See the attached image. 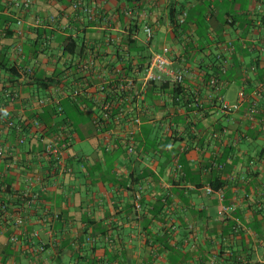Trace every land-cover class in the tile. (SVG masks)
Segmentation results:
<instances>
[{
    "label": "crops",
    "instance_id": "0c3cea01",
    "mask_svg": "<svg viewBox=\"0 0 264 264\" xmlns=\"http://www.w3.org/2000/svg\"><path fill=\"white\" fill-rule=\"evenodd\" d=\"M0 17L12 20L7 24L14 32L5 36L0 19V62L8 66L0 70V143L15 159L8 166L0 161L15 211L0 223V264H201L205 252L188 245L187 235L201 240L226 218L241 224L254 264H264V0H32L22 11L13 0H0ZM18 18L22 36L15 33ZM128 36L149 55L168 47L174 68L188 71L180 100H173L172 84L147 97L134 154L124 143L105 149L124 139L126 124L104 138L93 115L69 120L67 99L59 116H70L67 171L44 153L42 132L36 139L25 133L20 146L21 135L2 127L24 110L34 114L35 101L53 91L39 92L29 79L12 85L11 67L37 60L35 75L50 78L79 57L63 51L68 39L83 48L82 56L111 58ZM43 41L46 49L35 51ZM217 59L224 70L214 91L207 75H216ZM14 91L20 99L13 101ZM240 91V109L223 113L217 97L236 103ZM256 223L258 230L250 227Z\"/></svg>",
    "mask_w": 264,
    "mask_h": 264
},
{
    "label": "built area",
    "instance_id": "2783aa9c",
    "mask_svg": "<svg viewBox=\"0 0 264 264\" xmlns=\"http://www.w3.org/2000/svg\"><path fill=\"white\" fill-rule=\"evenodd\" d=\"M13 5L20 11L28 10L32 5V0H13ZM185 19L178 20V24H184ZM17 36L24 33V20L17 19ZM40 21H37V25ZM146 42L149 43L153 38V30L150 26L144 27ZM115 43L113 39H108V44ZM233 45L228 43L227 49L232 50ZM17 54L23 60L25 59L24 48L21 44L17 46ZM35 62V63H34ZM37 60L25 68H20V80L24 81L28 76L33 74ZM221 70H224L221 67ZM188 77V71L176 69L170 56L168 47H164L161 52L154 53L150 59L142 66L134 65L132 69L121 71L118 65H115L114 59L97 57L91 55L88 58H77L74 69L64 73L63 80L59 85L53 87V91L44 97L38 98L35 103L38 110H43L48 106H55L59 115L63 114L62 101L69 100L77 104L85 113L93 115V120L99 134L104 138H111L115 135L116 126L126 124L128 126L127 134L124 139L113 144H107L105 149L111 150L122 145L128 154H134L135 146V129L141 123V114L147 107V95L149 89L154 84L169 83L172 85L182 86ZM210 86L214 91L221 87L219 75L210 77ZM66 84V85H65ZM244 92H239V100L236 103H229L222 97H217L219 109L225 114L237 112L244 100ZM12 100L20 99V92L14 91L11 95ZM197 105L199 102L195 99ZM129 116V117H127ZM130 121L127 122L126 119ZM18 121H27L33 128H39L37 118H29L25 110ZM18 121L10 120V128L20 129ZM40 134V132H39ZM41 141L44 142V152L53 159L57 166L63 171H67V155L69 144L64 141V135L61 133L45 136L41 133ZM26 137L19 139V144H24ZM6 157V148L0 145V158ZM143 187L139 186L136 192V208L141 210V197ZM208 193L213 190L209 188ZM36 195L35 197H37ZM224 210H226L224 208ZM18 223H21L19 219ZM15 240V238H14Z\"/></svg>",
    "mask_w": 264,
    "mask_h": 264
},
{
    "label": "trees",
    "instance_id": "16d2710c",
    "mask_svg": "<svg viewBox=\"0 0 264 264\" xmlns=\"http://www.w3.org/2000/svg\"><path fill=\"white\" fill-rule=\"evenodd\" d=\"M2 13V12H1ZM1 20L5 23V25H2V32L5 33V36H9L13 31L9 29V26L7 24L8 21H12L8 18L0 17ZM178 24V22H177ZM178 24V27H182V25ZM47 42L43 41L42 43H35L34 48L35 51L36 49L39 48V50L44 48L46 49ZM117 49H115V52L111 54L110 60L114 59L115 65H118L119 69L123 72L126 70H130L133 68L134 65L137 66H142L144 65L150 57L153 55H149L144 52V48L140 46L139 43H137L136 40H134L132 37L128 36L126 42H123L120 44V47L117 45ZM42 50V51H43ZM35 51L31 52L34 53ZM64 52L70 53L72 56L75 55V53H79L78 58H88V56H82L81 53L83 52V48L80 47L77 42L70 38L68 41L65 43L64 47ZM141 52L143 54H141ZM26 53H30L29 50ZM95 55V54H92ZM97 57H103L106 58L105 55L96 53ZM108 58V57H107ZM30 64L27 65H21L19 67L13 66L9 69L10 77L11 80H13L11 83L12 85L15 84L17 85L20 80V73L19 69L20 68H25ZM212 69L215 72L216 75L220 76V70L223 65L222 61L217 59L215 61H212ZM75 65L68 66L64 64V67L62 71H57V73L50 78H42V77H37L35 74L36 69L35 67L33 68V74L28 76L26 79H29V81L34 80L37 88L40 91H50V89L56 85H59L60 82L63 80V75L65 72L74 69ZM8 66H6L5 63L0 62V70H5L7 69ZM208 77H212V74L207 75ZM25 79V80H26ZM24 80V81H25ZM165 84L169 83H163V84H154L148 91L147 97L149 98V94L151 92L157 91V89H161L164 87ZM66 85V84H65ZM173 89L175 91V94L173 95V100H180L179 95L177 93L181 92V87L180 85H173ZM192 96V95H191ZM14 101V100H13ZM70 102V101H69ZM72 104V113L66 116L65 118L60 119V115L57 112V108L55 106H48L44 108L43 110H38L34 114L28 116L29 118H37L39 120V128L35 129L32 127V125L27 122V121H18L19 119L15 120L18 121V125L20 126V129L16 128H10L8 126V123L11 119H5L4 124L2 127L6 131H12L14 134H20L21 137H26L25 133L32 134L31 137L38 138L39 132H42L43 135L49 136V135H54V134H59L61 133L64 135V141H66L68 144L70 142V134L69 131L66 129L68 128V119L71 121L73 120V113H78L80 115H85L86 113L74 102H71ZM65 105L66 103H62L63 107V114H65ZM129 117V116H127ZM130 118V117H129ZM127 118L126 121L129 122L130 119ZM59 119V120H58ZM74 124V123H73ZM69 129V128H68ZM20 139V138H19ZM27 141V138H26ZM26 141L24 144H26ZM19 144V140H18ZM21 144V145H24ZM3 145L6 150L9 148L6 144H1ZM20 145V146H21ZM45 153V152H44ZM50 158L49 156H47ZM51 159V158H50ZM52 160V163L54 166L58 167L56 162ZM0 161L8 166L12 163L15 162V159L13 157H9L6 151V157L0 158ZM59 169V168H57ZM4 176V175H3ZM3 176H0L2 180H0V223L1 222H7V217L11 214H14L13 211H11L10 208V203L9 201L6 200V197L8 194L11 193V187L10 183L7 182L6 179H3ZM22 200V198H20ZM164 201H167V198L164 199ZM250 227H254L256 230H258V223L252 224ZM241 224L238 223L235 219L233 218H226L222 219L220 223L214 225V232L211 234H208L204 236L203 239L198 240L197 238H194V236L189 233L187 236L189 237L186 241L188 245H192L193 247H197L199 250L203 249V252H205L204 255H201V264L207 262L210 263L211 261H218V264H254L253 261V249L247 247V239L248 236L246 234H243V231L241 230ZM220 232V233H217ZM12 234H9L8 237H10ZM16 236V234H14ZM13 237V235L11 236ZM215 247V248H214ZM211 248H214L213 253L210 252L212 250Z\"/></svg>",
    "mask_w": 264,
    "mask_h": 264
},
{
    "label": "rangeland",
    "instance_id": "374dc122",
    "mask_svg": "<svg viewBox=\"0 0 264 264\" xmlns=\"http://www.w3.org/2000/svg\"><path fill=\"white\" fill-rule=\"evenodd\" d=\"M234 90L236 89L235 87L233 88ZM73 116L77 119H79V117H81L82 115L78 114V113H73Z\"/></svg>",
    "mask_w": 264,
    "mask_h": 264
}]
</instances>
